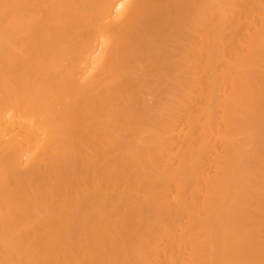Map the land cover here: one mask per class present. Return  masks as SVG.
Instances as JSON below:
<instances>
[{
  "label": "bare ground",
  "instance_id": "6f19581e",
  "mask_svg": "<svg viewBox=\"0 0 264 264\" xmlns=\"http://www.w3.org/2000/svg\"><path fill=\"white\" fill-rule=\"evenodd\" d=\"M0 264H264V0H0Z\"/></svg>",
  "mask_w": 264,
  "mask_h": 264
}]
</instances>
